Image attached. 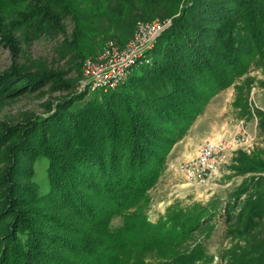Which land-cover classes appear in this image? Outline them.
<instances>
[{
    "label": "trees",
    "instance_id": "1",
    "mask_svg": "<svg viewBox=\"0 0 264 264\" xmlns=\"http://www.w3.org/2000/svg\"><path fill=\"white\" fill-rule=\"evenodd\" d=\"M157 10L171 25L121 84L75 107L89 93L70 94L49 115L0 131V264H197L207 256L177 247L199 221H214L212 212L176 204L153 221L148 191L211 99L264 57V0H0V46L18 50L30 35L50 33L63 36L61 56L82 63L111 36L125 42ZM50 71L11 66L0 72V96L34 92L55 81ZM242 163L264 170L255 157ZM255 200L251 222L264 216L263 197ZM116 216L122 223L113 227Z\"/></svg>",
    "mask_w": 264,
    "mask_h": 264
},
{
    "label": "rangeland",
    "instance_id": "2",
    "mask_svg": "<svg viewBox=\"0 0 264 264\" xmlns=\"http://www.w3.org/2000/svg\"><path fill=\"white\" fill-rule=\"evenodd\" d=\"M156 20L172 22V17L164 15V10H157L151 19L136 21L135 29L140 21L154 22ZM63 23L67 33L70 34L74 28L73 22L66 19ZM37 35L39 37H34ZM37 35H30L28 40L21 42L18 50H12L6 45L0 46V72L11 66H27L33 70H37L38 67L47 68L56 73L55 81L20 97L5 99L1 94L0 131L10 124L38 120V118L52 113L50 108L53 105L63 98L69 97L70 94L79 92L83 87L82 68L86 59L97 57L107 41H113L116 46L123 47L121 45H125L132 38V35L127 36L124 39L125 42L120 44L117 38L109 34L111 37L105 40L92 56L86 58L82 63H78L72 58L61 56L63 54L58 49L63 41V36L56 37L54 34L39 32ZM100 35L102 36V34ZM249 69L247 74L233 84L235 88L237 87L236 98L232 107L227 111L228 117L231 119L229 122L234 125V128H231V133L240 124V121H243L245 125L251 122L255 118L254 114L256 115L259 110L252 96L257 92L264 91V57L251 62ZM65 81L72 84L69 89L58 85ZM100 91L109 90L90 91L85 88L83 92L89 94L82 101L75 102L74 107L87 102L91 99V94ZM256 100L258 102V99ZM256 118L258 126L255 143L228 152L224 156L219 173L205 186H189L172 172L171 164L176 165L177 162H184L190 159L193 154V147L187 145V142L199 140L196 134H189V128L184 137L175 143L176 145L182 140L183 143L180 144V147L175 149L174 145L172 153L170 152L168 155L167 170L165 169L160 174L158 181L148 191L151 198L148 214L153 221H157L161 215L163 216L170 207L176 204L178 206L196 204L212 212L214 221L210 219L199 221L192 234L188 235L184 248L177 247L178 252L203 247L207 256L197 264H231L233 260L235 263L232 264H241L250 260L251 257L264 258V216L255 222H251L248 217L249 206L253 200L263 197L262 203H264V170L249 169L242 163L245 161V157H255L264 161V115H256ZM231 133L221 135L228 137L234 134ZM219 135L209 136L206 139L217 138ZM204 141L197 142V145ZM197 145L196 147H198ZM3 167L4 165H0V168ZM35 169V180L39 184L41 194H45L49 190L46 172L47 160L39 158ZM239 190L241 191L238 192ZM227 204H230V207L225 209ZM121 223L122 218L116 216L111 225L117 227Z\"/></svg>",
    "mask_w": 264,
    "mask_h": 264
},
{
    "label": "built area",
    "instance_id": "3",
    "mask_svg": "<svg viewBox=\"0 0 264 264\" xmlns=\"http://www.w3.org/2000/svg\"><path fill=\"white\" fill-rule=\"evenodd\" d=\"M171 25L170 20L138 22L132 38L124 47L108 42L100 54L83 63V90H110L121 84L131 73L138 59L150 50L158 37ZM253 135L240 121L233 135L206 139L198 145L195 157L178 165L185 181L192 186H205L221 168L224 156L235 148L251 146Z\"/></svg>",
    "mask_w": 264,
    "mask_h": 264
},
{
    "label": "crops",
    "instance_id": "4",
    "mask_svg": "<svg viewBox=\"0 0 264 264\" xmlns=\"http://www.w3.org/2000/svg\"><path fill=\"white\" fill-rule=\"evenodd\" d=\"M252 97H254L255 99L256 107L264 112V91L260 93L257 92ZM235 98L236 88L234 85H232L231 87H228L215 95L204 108L203 112L197 117L195 123L189 129V134H196L197 138H199V140L197 139L195 142L194 140L187 142V145L189 144L190 147H193V154H191L190 158L195 157L197 148L196 145L200 141H204L209 136L228 134L232 132L234 125H231V123L229 122L230 118L228 117L227 111L232 107ZM256 99H258V102ZM254 116L255 118H253L251 122L247 123L246 127L253 135L256 136L258 121L255 114ZM236 129L237 127H235L233 133L236 131ZM181 143H183L182 140L175 145V149L176 147H180ZM175 160L177 161V158H175ZM180 163L182 162H177L176 165L171 164L172 172H174L176 176L181 178L187 185H189L185 181L182 172L178 170V165Z\"/></svg>",
    "mask_w": 264,
    "mask_h": 264
}]
</instances>
